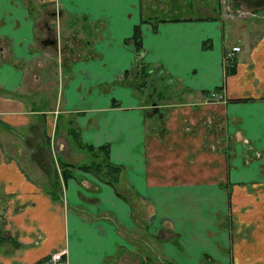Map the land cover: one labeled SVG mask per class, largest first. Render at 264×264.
<instances>
[{"label": "crops", "instance_id": "obj_1", "mask_svg": "<svg viewBox=\"0 0 264 264\" xmlns=\"http://www.w3.org/2000/svg\"><path fill=\"white\" fill-rule=\"evenodd\" d=\"M141 13L140 0H0V264L59 250L67 264H264V0L220 10L252 23L244 44L217 18L166 19L140 25L137 52L125 40ZM140 63L171 84L154 94L171 99L162 123L146 125L131 85ZM71 126L108 146L114 186L58 166L45 181L11 153L44 137L57 165L86 161Z\"/></svg>", "mask_w": 264, "mask_h": 264}, {"label": "rangeland", "instance_id": "obj_2", "mask_svg": "<svg viewBox=\"0 0 264 264\" xmlns=\"http://www.w3.org/2000/svg\"><path fill=\"white\" fill-rule=\"evenodd\" d=\"M140 1H141V8H142L143 14L146 17L150 18L151 21H156V19H159V18H164V19L166 18L167 19L186 18V17L196 18V17H205L206 15L208 16L212 15L214 16V18H217L218 21L222 22L224 26V33L227 34L225 35V40L227 44H231L237 40L240 41L241 37H244V35L242 34L243 32L242 28H244L247 25H252V23L247 21V19L239 18V20L234 21L235 25L237 26L239 25L238 26L239 28L238 29L235 27L231 28L232 24L229 25L228 24L229 21L220 16L221 14L220 10L223 7L225 8V6H227V2H229V0H140ZM252 16L253 17H250V18L260 19L261 17H263L261 13L260 14L256 13ZM39 28L42 29V25H39ZM240 42L244 44L245 39L241 40ZM243 54H245V52L241 51L239 53V56ZM146 69L148 70L147 71L148 74L146 77H144L146 81L145 85L142 87H139V89L142 88V91H146L145 95H143V102L148 104V110L145 112V115H144L145 118H148L146 125L150 124L148 123V121H150L149 120L150 117L156 118L159 120L160 123H162L163 120L166 118V115H167L166 113L168 112L167 110L168 107L162 106V103L170 101L171 99L167 96V94H164L162 97L160 96L156 97L154 94L156 93V91H165V92L170 91L171 84L168 82H164L160 79H156L155 78L156 74H152V71L154 70V68L151 69L152 71H150V67L146 66ZM142 78L143 77L137 76L135 81L142 80ZM161 85H163V87ZM158 120H157V125L159 123ZM160 128L162 129L163 127L160 126ZM73 130H75L76 132V128L74 126H71L70 131H69L70 134L72 133ZM76 133L78 135V132ZM14 139L15 138H13L14 143L11 147L12 149L11 153L14 155V157L17 156L18 160L22 164L24 163L25 166L28 167L30 172L34 173L33 176H35L36 174L35 171H39V173L41 174V176H43V179L45 181H50L51 179H52L51 180L52 182L55 181V174L52 173V170L56 169V167L58 166L57 169L60 172V168H59V162L57 165V163L55 162V158L50 156L51 151L53 150V148L50 145V142L45 141L44 137L39 142L30 140L28 142L25 141V142L17 143L18 141ZM9 143L10 142L8 140L5 142L7 146L10 145ZM76 146L79 149L88 151L86 148H82L78 146L77 144ZM94 147H97V146H94ZM34 150L36 152H34ZM89 153L91 157L86 158L87 159L86 161H85V158L77 157L76 161L79 163L75 165L85 164L91 161H101L104 158V154L102 152H97V155L92 154L91 152ZM108 158H109V154H108ZM22 164L21 166H23ZM38 176L40 175L38 174ZM38 179L40 180L42 178L38 177ZM2 206L3 204H0V214L2 213V210H1Z\"/></svg>", "mask_w": 264, "mask_h": 264}, {"label": "trees", "instance_id": "obj_3", "mask_svg": "<svg viewBox=\"0 0 264 264\" xmlns=\"http://www.w3.org/2000/svg\"><path fill=\"white\" fill-rule=\"evenodd\" d=\"M167 19V18H166ZM166 19L164 18H159L156 19V21H151L150 18L146 17L143 13H141V18H140V22L138 24H135L133 27V31H132V35L129 39H126L125 42H129V40L132 42L135 50L138 52L141 50L142 45H141V32H140V25L142 23H150L152 25H155L156 23L160 22V21H165ZM184 18H169L168 20L170 21H178V20H182ZM193 19H216L214 18L212 15L208 16L206 15L205 17H196V18H192V17H186V20H193ZM210 42L208 40L203 42V47L207 48L209 46ZM145 64L140 63V65L136 66V76L139 77H143L142 80L139 81H135L134 83L132 82L131 85H133L134 87H142L145 85V79L144 77L147 76V69H146ZM235 66H236V61L233 57H225L224 58V74L225 75H230L233 74L235 71ZM239 100V99H236ZM241 100V99H240ZM72 136L75 139L76 143L78 146L82 147V148H86L89 152H91L92 154L97 155V152H102L104 154V158L101 161H91L85 164H80V165H75L72 163H66V162H59V168H60V176L62 178L63 181H65L68 178H72L75 176V171L76 170H80L86 173H90L92 174L94 177H96L99 181L112 185L114 186L117 182L118 179L120 177V174L122 172V166L116 163H113L109 160L108 158V146L103 144V145H99L97 147H94L93 145L90 144H82L79 141L78 135L75 132V130L72 131ZM56 184H54V188ZM3 240H5L4 238L0 237V244L1 242H3ZM7 241H11L10 237L6 238ZM13 242V241H12ZM17 244L14 243V247ZM17 247V246H16ZM47 259H42L40 261H38L35 264H41L44 263Z\"/></svg>", "mask_w": 264, "mask_h": 264}, {"label": "built area", "instance_id": "obj_4", "mask_svg": "<svg viewBox=\"0 0 264 264\" xmlns=\"http://www.w3.org/2000/svg\"><path fill=\"white\" fill-rule=\"evenodd\" d=\"M238 50H239L238 46L232 47L231 51L227 54V56H231L233 54V52L238 51ZM63 255H64L63 250H59V251L52 253L51 254V260H52L53 264H67L66 259L64 258Z\"/></svg>", "mask_w": 264, "mask_h": 264}]
</instances>
